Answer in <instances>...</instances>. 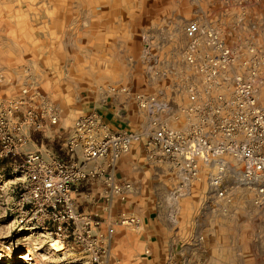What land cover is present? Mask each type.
<instances>
[{"label":"rangeland","instance_id":"rangeland-1","mask_svg":"<svg viewBox=\"0 0 264 264\" xmlns=\"http://www.w3.org/2000/svg\"><path fill=\"white\" fill-rule=\"evenodd\" d=\"M127 10L130 25L120 26L121 34L117 37V46L123 50L119 51L117 61H105L114 64L112 68L101 66V56L110 53L103 49L100 53L80 51L83 41L78 36H70L67 47L71 60L70 68L65 69L66 79L41 84V88L29 81L17 87L18 95L16 92L0 94L2 108L10 102H23L16 115L19 120L25 119L30 107L42 112L43 105L49 103L59 119L41 120L42 131L28 129V140L20 157L0 155V254L12 257L11 262L0 258V264H91L74 243L59 241L64 251L54 254L50 244L56 238L22 221L17 205L25 173L19 166L26 154L38 152L47 160L66 159L65 130L69 131L83 114L99 112L95 106L105 103H114L124 111L121 115L129 120L126 124L131 130L128 131H148L156 122L172 131L183 132L198 124L186 108L191 93L207 89L209 75L204 61L215 52L203 40L194 42L186 37L185 29L191 22H198L206 31L215 30L236 55L227 69L215 67L216 78L210 79L211 96L202 98V102L220 103V97L229 101L233 93L232 78L244 75L247 69L242 66L243 61L253 59L244 47H264V4L260 0H135L130 13ZM260 54L264 61V52ZM261 64L263 77L264 64ZM254 86L258 88L257 100L264 108V86L259 83ZM21 88H33L32 95L36 97H24ZM225 160L229 168L220 186L228 192L223 195L217 190L209 191L207 184L208 173H217L219 167L201 165L199 181L185 179L164 160L163 165L151 168L156 190L164 182L159 175L167 173L166 193L157 190L153 196L142 198L151 199L155 204L163 201L167 211L164 209L159 214L161 222H183V234L188 239L181 245V253L171 258L169 264H264V207L255 204L253 189L239 183V164L230 158ZM126 202L127 197L125 201L118 199V203ZM197 224V230L193 229ZM29 253L31 256L26 259ZM145 263L148 261L116 263L113 255L110 261V264Z\"/></svg>","mask_w":264,"mask_h":264},{"label":"built area","instance_id":"built-area-1","mask_svg":"<svg viewBox=\"0 0 264 264\" xmlns=\"http://www.w3.org/2000/svg\"><path fill=\"white\" fill-rule=\"evenodd\" d=\"M260 1L264 4V0ZM185 34L194 42L203 40L215 52L214 55H207L204 61L210 86L203 92L191 93L186 108L198 124H192L182 132L154 122L148 131L113 133L100 113L91 111L80 116L74 126L65 132L63 146L66 159L54 157L47 160L36 152L26 154L19 166L25 173L17 205L22 221L31 225L32 229L50 232L63 244L74 243L91 264H110V247L115 230L106 227L103 231V220L98 214L80 210L76 194L102 173L106 174L103 198L107 202L106 209L112 205L114 198L125 201L131 186L117 183L114 171L119 160L136 144H141L150 158L170 163L185 179L201 180V165L219 167L217 173H208L207 184L209 191L217 190L221 195L228 192L220 185L229 168L225 159L230 158L240 166L239 183L253 189L255 204L264 207V108L257 100L258 88L254 86L257 83L264 86V76L261 77V63L264 64V61L260 59L264 47H244L246 52L252 53L253 59L243 61L242 66L247 69L244 75L232 78L233 93L229 101L219 96L222 99L220 103L202 102V98L211 96L213 84L210 79L216 78L215 67L227 69L236 55L215 30L201 29L198 22L189 23ZM32 89L21 90L24 97L35 98ZM123 92L126 90L123 89ZM140 98L137 96V99ZM22 104L20 100L0 107L2 157H20L21 149L28 140V129L42 131L44 119L59 120L56 109L50 103L43 105L45 109L42 112L30 107L25 119L19 120L16 115ZM100 160L106 161V171L89 168L91 163ZM132 223H135L133 218L120 220L122 226Z\"/></svg>","mask_w":264,"mask_h":264},{"label":"crops","instance_id":"crops-1","mask_svg":"<svg viewBox=\"0 0 264 264\" xmlns=\"http://www.w3.org/2000/svg\"><path fill=\"white\" fill-rule=\"evenodd\" d=\"M134 4L135 0H0V94L16 92L18 95L17 87L29 81L41 88L46 83L66 79L65 69L70 68L71 60L67 47L70 36H78L83 41L80 51L100 53L103 49L110 53L101 56V66L112 68L114 64L105 61L119 59L123 48L117 46V37L121 34L118 30L120 26L130 25L125 9L130 13ZM95 107L110 132L131 130L126 124L129 120L121 115L124 111L114 103ZM36 146L40 149L43 144ZM158 165H163L162 160L150 158L145 148L136 144L119 160L114 171L117 183L131 186L128 202L121 204L114 198V203L106 209L103 199L106 174L102 173L76 194L80 210L102 218L103 231L106 227L114 228L110 261L113 255L116 263L130 260L161 264V260L169 264L171 258L181 253V245L188 242L183 234V222H161L159 214L164 209L167 211L163 201L155 204L151 199L142 198L153 196L157 190L166 193L167 173L159 175L163 176V186L157 190L153 186L155 176L150 170ZM89 168L106 171V161L91 163ZM125 215L135 219V223L122 226L120 220ZM197 226L193 229L197 230Z\"/></svg>","mask_w":264,"mask_h":264},{"label":"bare ground","instance_id":"bare-ground-1","mask_svg":"<svg viewBox=\"0 0 264 264\" xmlns=\"http://www.w3.org/2000/svg\"><path fill=\"white\" fill-rule=\"evenodd\" d=\"M43 245H46V244L43 242ZM50 250L54 254H58V253L63 252L64 251V248H63V246L61 245V243L58 240H54L50 244ZM30 256H31V254L29 253V255L26 257V259L30 258ZM0 258H4L8 262H11L12 261V257H10V256H4L3 254H0Z\"/></svg>","mask_w":264,"mask_h":264}]
</instances>
